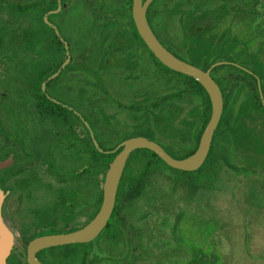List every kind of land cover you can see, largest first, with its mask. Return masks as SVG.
Wrapping results in <instances>:
<instances>
[{"label": "flooded vegetation", "instance_id": "obj_1", "mask_svg": "<svg viewBox=\"0 0 264 264\" xmlns=\"http://www.w3.org/2000/svg\"><path fill=\"white\" fill-rule=\"evenodd\" d=\"M133 1L0 0V264H264V0H141L162 46L218 86L206 156L181 170L131 151L98 234L31 246L96 217L124 141L177 161L199 147L209 95L190 77L175 99Z\"/></svg>", "mask_w": 264, "mask_h": 264}, {"label": "water", "instance_id": "obj_2", "mask_svg": "<svg viewBox=\"0 0 264 264\" xmlns=\"http://www.w3.org/2000/svg\"><path fill=\"white\" fill-rule=\"evenodd\" d=\"M149 1L151 0H147L146 3H148ZM144 13L145 7L142 6L141 0H134V24L139 36L142 38L148 49L154 54V56L160 61L162 65L172 71L193 78L202 87H204V89L209 95L211 103V116L207 124L206 130L200 140L199 147L195 154L191 157L177 161L167 155L160 147L147 141L146 139L131 138L124 141L120 145L123 146L122 150L116 155L106 172V178L103 185V201L96 217L86 227H84L78 232L66 235H56L39 238L31 244L32 248H42L69 242L84 241L89 237L98 234L105 226L106 221L112 211L118 180L120 178V174L122 172L126 158L128 157L131 151L137 148L150 149L154 151L159 157H161L168 165L181 170H188L199 166L206 156L210 145L212 133L217 126L221 113L222 102L218 86L207 72H204L201 69L193 66L192 64H189L176 58L169 51H167L153 35L145 19ZM58 73L59 71L54 76L58 75ZM97 150L102 151L99 147H97Z\"/></svg>", "mask_w": 264, "mask_h": 264}, {"label": "trees", "instance_id": "obj_3", "mask_svg": "<svg viewBox=\"0 0 264 264\" xmlns=\"http://www.w3.org/2000/svg\"><path fill=\"white\" fill-rule=\"evenodd\" d=\"M197 54H200V51H197ZM161 67L164 68L165 70L169 71V72H172L171 70L165 68L163 65H161ZM172 73H174V72H172ZM174 74H175V77H174V80L172 79V81L176 85V97H175V99L177 101H180L185 96V89H186L187 80L191 79V78L188 76L182 75L180 73H174ZM41 81H42L41 76H38L34 81V89L36 92H39V93L41 92L40 91ZM191 81H192L193 87L195 89L201 88L200 85L198 84V82H196L195 80H191ZM112 157H113V155H105V154L97 152V171L98 172H105L107 167H108L109 161Z\"/></svg>", "mask_w": 264, "mask_h": 264}, {"label": "rangeland", "instance_id": "obj_4", "mask_svg": "<svg viewBox=\"0 0 264 264\" xmlns=\"http://www.w3.org/2000/svg\"><path fill=\"white\" fill-rule=\"evenodd\" d=\"M237 252H238V253H240V252H241V250L238 248V249H236V253H237Z\"/></svg>", "mask_w": 264, "mask_h": 264}]
</instances>
